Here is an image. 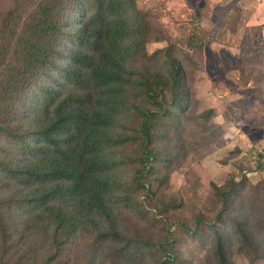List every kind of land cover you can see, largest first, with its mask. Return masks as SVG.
<instances>
[{"label": "rangeland", "instance_id": "374dc122", "mask_svg": "<svg viewBox=\"0 0 264 264\" xmlns=\"http://www.w3.org/2000/svg\"><path fill=\"white\" fill-rule=\"evenodd\" d=\"M125 1L135 4L138 12L124 14L129 23L142 12L157 27L158 38L166 34V40L143 46L135 56L125 55L126 66L134 72L150 69L151 75L162 72L159 57L148 68L143 54L149 50L157 55L174 45L184 69L185 126L169 127L158 140V159L150 161L155 162L153 170L141 179L145 186L137 183L136 170L142 167L134 153L123 143L111 145L106 233L93 220L69 230L50 226L53 216L44 206L45 190L13 172L15 165L27 166L38 153L0 133V199L7 226L0 233V264H160L163 252L154 244L161 238L169 240L180 263L219 264L214 226L227 237L229 264H264V174L250 179L255 177H249L248 170L254 150L264 151V0ZM89 15L79 11L60 20L68 27L72 18L80 31ZM130 32L126 42L133 45L137 36ZM4 56L3 80L8 64L16 62L10 56L3 64ZM25 91L14 107L1 110L3 125L35 128L42 113L37 99L28 100ZM128 92L130 99L132 89ZM206 111L212 112L199 119ZM234 184L238 190L232 201L227 195ZM216 186L226 192L224 197ZM226 204V216L219 221ZM237 219L248 237L241 236Z\"/></svg>", "mask_w": 264, "mask_h": 264}, {"label": "trees", "instance_id": "16d2710c", "mask_svg": "<svg viewBox=\"0 0 264 264\" xmlns=\"http://www.w3.org/2000/svg\"><path fill=\"white\" fill-rule=\"evenodd\" d=\"M131 9L138 13L135 4L125 0H0V55H5L3 64L10 56L16 61L8 64L6 79L0 78V114L14 107L23 90L28 100L37 99L42 113L34 129L5 126L0 121V133L8 135L13 144L25 143L38 153L27 166L15 165L13 172L45 190L44 206L53 216L48 223L59 231L93 220L106 233L105 219L110 213L105 195L113 181L107 172L111 145L123 143L134 153V161L142 167L136 170L137 183L145 186L141 179L153 170L155 162L150 161L158 159V140L165 138L169 127L181 129L188 119L184 69L174 45L157 55L149 50L143 54L148 68L159 57L162 72L151 75L150 69L134 72L127 68L125 55L135 56L143 46L166 40L164 32L163 37L156 36L157 27L142 12L129 23L124 14ZM79 11H90L80 31L72 18L68 27L61 23L60 18ZM130 30L137 36L133 45L126 42ZM59 40H64L60 50ZM128 88L132 89L130 99ZM7 90L10 93L3 94ZM196 126L204 131L200 123ZM254 151L248 170L264 158L263 150ZM41 154L44 158L39 160ZM216 188L224 197L226 192ZM237 190L234 184L228 191L232 201ZM3 205L0 199V233L7 231ZM236 222L241 236L248 237L244 223ZM200 223L202 218L194 230L198 231ZM113 234L119 236L116 229ZM213 237L218 263L229 264L226 235L214 226ZM154 245L163 252L160 264H185L177 259L167 238Z\"/></svg>", "mask_w": 264, "mask_h": 264}, {"label": "built area", "instance_id": "2783aa9c", "mask_svg": "<svg viewBox=\"0 0 264 264\" xmlns=\"http://www.w3.org/2000/svg\"><path fill=\"white\" fill-rule=\"evenodd\" d=\"M261 163L262 166H260ZM262 173L264 174V158H260L258 161L254 162V169L249 174V177H257Z\"/></svg>", "mask_w": 264, "mask_h": 264}]
</instances>
